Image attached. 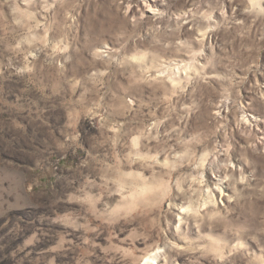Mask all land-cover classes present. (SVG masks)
I'll list each match as a JSON object with an SVG mask.
<instances>
[{"label": "rangeland", "instance_id": "rangeland-1", "mask_svg": "<svg viewBox=\"0 0 264 264\" xmlns=\"http://www.w3.org/2000/svg\"><path fill=\"white\" fill-rule=\"evenodd\" d=\"M147 259L264 264V0H0V264Z\"/></svg>", "mask_w": 264, "mask_h": 264}, {"label": "bare ground", "instance_id": "bare-ground-1", "mask_svg": "<svg viewBox=\"0 0 264 264\" xmlns=\"http://www.w3.org/2000/svg\"><path fill=\"white\" fill-rule=\"evenodd\" d=\"M152 1L154 2V0H152ZM152 6H149V7H152ZM142 264H157V263H156L155 259H147V260L143 261Z\"/></svg>", "mask_w": 264, "mask_h": 264}]
</instances>
